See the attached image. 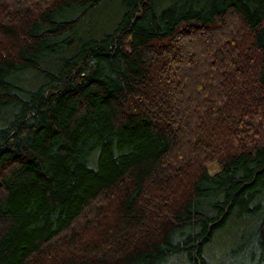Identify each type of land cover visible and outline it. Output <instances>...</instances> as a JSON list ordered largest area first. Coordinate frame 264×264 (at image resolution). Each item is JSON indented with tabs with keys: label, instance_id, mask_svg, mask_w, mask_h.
Here are the masks:
<instances>
[{
	"label": "trees",
	"instance_id": "trees-1",
	"mask_svg": "<svg viewBox=\"0 0 264 264\" xmlns=\"http://www.w3.org/2000/svg\"><path fill=\"white\" fill-rule=\"evenodd\" d=\"M0 264H264V0H0Z\"/></svg>",
	"mask_w": 264,
	"mask_h": 264
}]
</instances>
